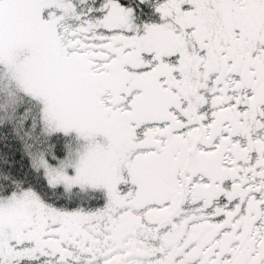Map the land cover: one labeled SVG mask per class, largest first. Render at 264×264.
<instances>
[{
  "label": "snow or ice",
  "instance_id": "1",
  "mask_svg": "<svg viewBox=\"0 0 264 264\" xmlns=\"http://www.w3.org/2000/svg\"><path fill=\"white\" fill-rule=\"evenodd\" d=\"M0 264H264V0H0Z\"/></svg>",
  "mask_w": 264,
  "mask_h": 264
}]
</instances>
